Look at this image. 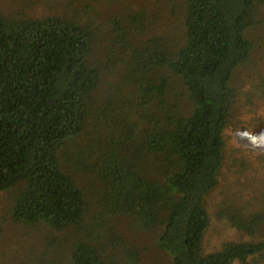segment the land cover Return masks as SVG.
<instances>
[{"label": "trees", "instance_id": "obj_1", "mask_svg": "<svg viewBox=\"0 0 264 264\" xmlns=\"http://www.w3.org/2000/svg\"><path fill=\"white\" fill-rule=\"evenodd\" d=\"M175 2L178 33L151 36L142 8L98 24L0 11V192L16 226L67 245L24 264H143L147 238L171 264H262L264 240L202 242L264 0ZM217 216L264 233L262 213Z\"/></svg>", "mask_w": 264, "mask_h": 264}, {"label": "rangeland", "instance_id": "obj_2", "mask_svg": "<svg viewBox=\"0 0 264 264\" xmlns=\"http://www.w3.org/2000/svg\"><path fill=\"white\" fill-rule=\"evenodd\" d=\"M129 8L147 11L148 36L178 33L175 19L181 15L176 10L175 0H0V11L4 14L31 18L59 15L97 24ZM245 36L252 48L248 62L238 67L231 81L237 94L225 130L222 167L216 188L205 199L210 222L202 242L204 254L218 251L229 241L264 240V233L250 238L217 216L221 209L229 206L244 215L264 214V103L260 97L264 85V6L257 24L248 29ZM10 206L9 194L0 192V264L27 263L25 256L29 250L34 249L38 256V245L40 250H45L50 248L48 242L59 252V259L64 260L67 245L65 248L62 236L46 235L45 239L41 233L39 239L35 236L37 230L31 229V233L16 226L10 219ZM119 233L126 239L135 231L124 223ZM137 242L148 249L143 264H171L167 256L153 250V239Z\"/></svg>", "mask_w": 264, "mask_h": 264}]
</instances>
